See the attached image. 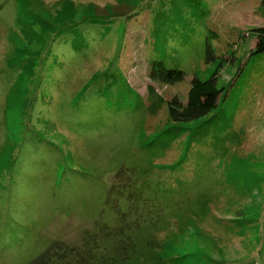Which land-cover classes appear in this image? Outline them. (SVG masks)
<instances>
[{
  "label": "rangeland",
  "instance_id": "obj_1",
  "mask_svg": "<svg viewBox=\"0 0 264 264\" xmlns=\"http://www.w3.org/2000/svg\"><path fill=\"white\" fill-rule=\"evenodd\" d=\"M261 2L0 0V264L53 238L88 260L51 264H264V51L246 60ZM232 55L211 113L148 112L147 84L185 99ZM152 59L183 79L149 80Z\"/></svg>",
  "mask_w": 264,
  "mask_h": 264
},
{
  "label": "trees",
  "instance_id": "obj_2",
  "mask_svg": "<svg viewBox=\"0 0 264 264\" xmlns=\"http://www.w3.org/2000/svg\"><path fill=\"white\" fill-rule=\"evenodd\" d=\"M264 8V0L261 2ZM212 36L216 34L210 31ZM252 33L255 36V45L253 47V52L246 60L251 57H255L264 51V25H259L252 28ZM205 56L206 62H213L217 59L218 56L215 55L214 49L209 40L206 41L205 46ZM234 56L221 57L217 69H215L212 74L206 79H200L194 75L190 80V87L187 92L185 99H181L179 96L174 95L170 99L166 100L161 96V94L156 90L155 86L152 84H147L146 94L148 98V107L147 110L150 114H155L156 111L161 108V106L166 102L168 117L171 121L175 123L179 122H189L194 119L200 118L211 113L215 110L220 102L221 94L223 93V88L218 87V75L219 68L222 67L223 62H234ZM146 75L149 80L161 82L163 84H174L179 82L184 77V72L178 68L167 67L164 62L160 59H152L148 62ZM123 174L118 171L115 173L116 178H120ZM119 192L115 194L111 193L112 187H109L106 192V201L108 204L114 208L118 207V201L123 191L119 189ZM127 198L129 202V209L131 213L137 210L138 204H134L135 201L131 199L132 195L136 194L134 189L128 188ZM109 193L112 194V202H109ZM136 199V198H135ZM134 201V202H133ZM121 217L128 215L124 212L118 211ZM42 231V230H41ZM41 233V232H40ZM48 245L39 251L35 257H33L28 264H51L55 258H63L71 254H76L81 258L82 261H87L84 256H87V251L84 253L85 248H80L75 244H70L59 238L49 239ZM92 261H88L90 263Z\"/></svg>",
  "mask_w": 264,
  "mask_h": 264
}]
</instances>
